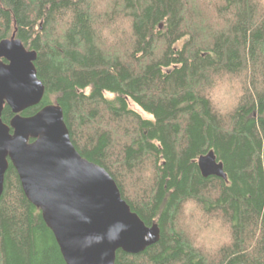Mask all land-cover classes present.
I'll return each instance as SVG.
<instances>
[{
	"label": "trees",
	"instance_id": "16d2710c",
	"mask_svg": "<svg viewBox=\"0 0 264 264\" xmlns=\"http://www.w3.org/2000/svg\"><path fill=\"white\" fill-rule=\"evenodd\" d=\"M13 34L45 88L20 115L59 106L78 154L160 230L115 264H264V0H0ZM208 154L224 178L201 175ZM0 264H65L11 164Z\"/></svg>",
	"mask_w": 264,
	"mask_h": 264
},
{
	"label": "water",
	"instance_id": "95a60500",
	"mask_svg": "<svg viewBox=\"0 0 264 264\" xmlns=\"http://www.w3.org/2000/svg\"><path fill=\"white\" fill-rule=\"evenodd\" d=\"M36 53L15 39L0 42V198L9 164L25 198L41 213L65 264H115L116 253L139 255L160 239L122 200L109 174L73 147L62 109L54 104L30 117L45 88L34 66ZM14 117L2 122L4 106ZM197 166L204 178H224L213 154Z\"/></svg>",
	"mask_w": 264,
	"mask_h": 264
},
{
	"label": "rangeland",
	"instance_id": "374dc122",
	"mask_svg": "<svg viewBox=\"0 0 264 264\" xmlns=\"http://www.w3.org/2000/svg\"><path fill=\"white\" fill-rule=\"evenodd\" d=\"M129 107L133 111L139 113L144 119H149V117L145 115L140 109H138L133 103L129 102Z\"/></svg>",
	"mask_w": 264,
	"mask_h": 264
}]
</instances>
